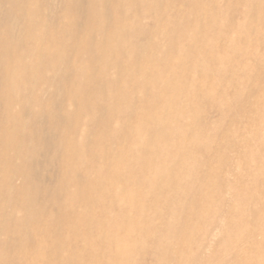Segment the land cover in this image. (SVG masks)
I'll use <instances>...</instances> for the list:
<instances>
[{"label": "rangeland", "instance_id": "374dc122", "mask_svg": "<svg viewBox=\"0 0 264 264\" xmlns=\"http://www.w3.org/2000/svg\"><path fill=\"white\" fill-rule=\"evenodd\" d=\"M0 264H264V0H0Z\"/></svg>", "mask_w": 264, "mask_h": 264}]
</instances>
